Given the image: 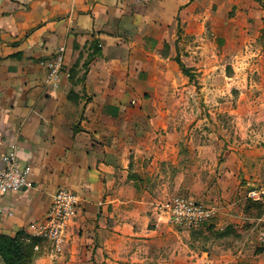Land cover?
Returning <instances> with one entry per match:
<instances>
[{"label": "crops", "instance_id": "1", "mask_svg": "<svg viewBox=\"0 0 264 264\" xmlns=\"http://www.w3.org/2000/svg\"><path fill=\"white\" fill-rule=\"evenodd\" d=\"M192 31L233 54L257 46L264 0H0V166L14 143L30 168L28 186L0 198V234L43 220L59 187L80 199L69 250L42 245L34 264L87 257L95 239L107 264H228L229 246L197 250L194 227L159 213L161 199L180 195L212 207L211 224L229 228L226 237L256 241L262 216L248 214L245 192L262 186L258 172L233 146L218 161L211 146L193 145L177 117L186 104L172 100L185 82L176 47L190 45ZM59 46L54 86L45 61Z\"/></svg>", "mask_w": 264, "mask_h": 264}, {"label": "rangeland", "instance_id": "2", "mask_svg": "<svg viewBox=\"0 0 264 264\" xmlns=\"http://www.w3.org/2000/svg\"><path fill=\"white\" fill-rule=\"evenodd\" d=\"M183 32L182 29H179V34H183ZM198 34V31H192L191 44L187 46L186 43L184 46L181 41V44L176 47V59L179 58L185 66L188 62L193 63L186 66L188 69L186 75L177 63L185 82L177 84L172 100L186 104L180 106L177 113L181 115L177 117L183 119L182 123L184 124L182 125H185L186 136L188 134L197 136L195 140H192V144L198 146L206 143L211 146L215 153L219 152L218 161L224 159L222 157L224 150L231 146L236 148L238 152H241V157L245 162L258 172L255 173V182L264 186V41L260 38V44L257 46H243L233 54L229 52L231 47H222L221 42L215 44L213 40L206 39L204 41L199 38ZM181 59L183 61L187 59V62H183ZM226 76H229L230 79ZM181 87L187 88L180 89ZM222 103L229 108L224 111L219 109ZM238 106L239 112L232 113L231 108L236 109ZM217 142L219 143L218 147L216 146ZM245 197L248 214L255 217L262 216L264 203L249 199L246 192ZM163 200L161 199L162 202ZM211 221L212 218L199 225L205 227L202 235L199 229L193 228L192 232L198 237L196 241L193 240V245L198 247L197 250L206 252L209 246L212 248L215 245H222L219 249L229 246L235 252L231 254L234 259L228 264H258L259 255H264V251L255 240L253 241L252 237L245 239L243 243H238L236 237L225 236L229 233V228L216 230L215 224H211ZM79 232L81 233L82 230ZM200 236H204L203 239ZM95 240L85 244V251L89 253V256L86 254L87 257H80V259L67 257L64 261L54 264L109 263L103 260L106 254H96ZM64 244L57 252L69 250L68 245L63 248ZM42 245L48 246L51 253H56L51 250L52 247L48 242L42 241ZM83 245L81 244V247ZM88 245L92 247L88 248ZM241 246L248 247V252L241 251L239 253ZM39 254L41 252L36 255ZM37 256L33 258V255H29L24 264H34ZM223 263L225 264V262ZM260 264H264V262Z\"/></svg>", "mask_w": 264, "mask_h": 264}, {"label": "built area", "instance_id": "3", "mask_svg": "<svg viewBox=\"0 0 264 264\" xmlns=\"http://www.w3.org/2000/svg\"><path fill=\"white\" fill-rule=\"evenodd\" d=\"M64 46H59L57 53L45 61L48 69V79L54 86L63 69ZM0 166V198L4 194L21 190L28 186L30 168L21 166L18 159L17 146L12 143L1 157ZM246 196L264 203V186L247 189ZM79 196L66 187H59L52 195L50 207L43 220L34 221L28 225L26 232L46 241L52 251H60L67 237V226L75 214ZM160 210L166 214L168 221L178 227H198L212 218L214 210L201 202L184 196L172 197L160 204ZM2 210L0 208V224ZM256 242L264 251V214L256 229ZM37 245L34 246L36 250Z\"/></svg>", "mask_w": 264, "mask_h": 264}, {"label": "trees", "instance_id": "4", "mask_svg": "<svg viewBox=\"0 0 264 264\" xmlns=\"http://www.w3.org/2000/svg\"><path fill=\"white\" fill-rule=\"evenodd\" d=\"M94 52L98 51L95 42H93ZM179 64L181 71L186 75L187 67L179 60L175 58ZM86 61L84 63L85 69H87ZM42 240L30 235L28 232L19 231L14 236H8L0 234V258L2 264H24L25 259L29 255L36 257L37 253L40 252ZM37 245V250L34 246Z\"/></svg>", "mask_w": 264, "mask_h": 264}]
</instances>
